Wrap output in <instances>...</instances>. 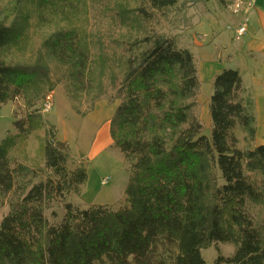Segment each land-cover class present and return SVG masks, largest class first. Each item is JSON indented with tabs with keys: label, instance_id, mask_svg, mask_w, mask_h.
I'll use <instances>...</instances> for the list:
<instances>
[{
	"label": "trees",
	"instance_id": "obj_1",
	"mask_svg": "<svg viewBox=\"0 0 264 264\" xmlns=\"http://www.w3.org/2000/svg\"><path fill=\"white\" fill-rule=\"evenodd\" d=\"M202 1L0 6V108L21 100L19 134L45 133L43 168L13 165L15 137L0 143V198L9 206L0 264H206L202 250L216 243L234 247L226 264H264V145L256 144L255 103L241 73L224 69L213 81L205 135L194 56L160 31L175 23L173 12L182 16ZM57 87L81 117L101 101H118L110 136L129 164L118 206L82 209L70 201L83 194L88 161L58 139L39 108ZM56 204L63 211L57 224L46 214Z\"/></svg>",
	"mask_w": 264,
	"mask_h": 264
},
{
	"label": "rangeland",
	"instance_id": "obj_2",
	"mask_svg": "<svg viewBox=\"0 0 264 264\" xmlns=\"http://www.w3.org/2000/svg\"><path fill=\"white\" fill-rule=\"evenodd\" d=\"M12 0H0V6L5 7ZM208 1V0H207ZM207 1L199 2L198 4ZM232 0H215L209 4L208 9L213 8L229 9ZM198 4L192 6L196 7ZM206 6V5H205ZM201 7V6H200ZM198 8V6H197ZM188 9L182 16L176 15L174 12L171 19H175V23L165 21L160 27V31L165 34L177 36L180 38L184 21L187 18ZM176 15V16H175ZM185 26V25H184ZM195 59V58H194ZM202 88V86H201ZM213 88V86H212ZM52 108L49 111H44L45 101L39 108L58 129V139L67 141L72 148V152L76 157L85 156L88 161V181L84 188L81 197L73 196L70 201L78 204L82 209L90 205H112L118 206L124 195V191L128 182L129 164L125 162L122 153L113 145L109 119L115 113L117 103L109 104L107 101H101L96 105L95 110L86 117L77 115L71 107V101L66 97L62 87H57L52 92ZM201 118L205 124L204 134H211V117L208 123L204 118L205 108L207 107L210 116V98L207 92L201 91ZM208 97V98H207ZM207 98V99H206ZM85 102V101H84ZM42 107V108H41ZM87 107L86 102L82 109ZM106 113L108 121L101 123V128L98 126V115L95 118L97 111ZM26 119V108L21 100L8 102L0 108V143L8 136L15 137L16 145L10 151V159L13 165L23 163L32 167H44V158L42 154V143L44 141V130H37L29 135H20L14 122ZM101 132V136H99ZM240 136V147H244L243 135ZM97 144H96V141ZM96 148L102 149L101 153L96 154ZM57 213V218L52 216L53 212ZM9 212V206L3 199L0 198V224ZM50 223H60L63 220V211L59 204H56L52 210L46 212ZM234 253V247L229 243H216L209 249L202 250V255L206 264H226Z\"/></svg>",
	"mask_w": 264,
	"mask_h": 264
},
{
	"label": "crops",
	"instance_id": "obj_3",
	"mask_svg": "<svg viewBox=\"0 0 264 264\" xmlns=\"http://www.w3.org/2000/svg\"><path fill=\"white\" fill-rule=\"evenodd\" d=\"M212 2L215 0L190 8L179 45L192 52L202 81L201 91H206L209 98L214 91L213 81L221 71L234 69L241 73L245 96L255 103L256 144L264 145V0L257 1L248 33L239 39L234 31L239 18L231 13L230 6L210 11L207 6ZM204 118L210 122L207 107Z\"/></svg>",
	"mask_w": 264,
	"mask_h": 264
},
{
	"label": "built area",
	"instance_id": "obj_4",
	"mask_svg": "<svg viewBox=\"0 0 264 264\" xmlns=\"http://www.w3.org/2000/svg\"><path fill=\"white\" fill-rule=\"evenodd\" d=\"M258 0H234L230 6L231 13L239 18L235 31L237 39L242 38L248 33L251 25V14L256 9ZM52 108V97L49 96L44 104V111Z\"/></svg>",
	"mask_w": 264,
	"mask_h": 264
},
{
	"label": "bare ground",
	"instance_id": "obj_5",
	"mask_svg": "<svg viewBox=\"0 0 264 264\" xmlns=\"http://www.w3.org/2000/svg\"><path fill=\"white\" fill-rule=\"evenodd\" d=\"M99 110L95 113V118L97 117V115H98V121H99V123H98V126H100V128H101V123H103L104 121H108L107 120V117H106V113H104V112H102V113H100V115H99ZM110 120V119H109ZM101 124V125H100ZM101 130H102V128H101ZM99 136H101V132H99ZM95 141H96V139H95ZM96 144H97V141H96ZM101 151H102V149H98L97 150V148H96V154L97 153H101Z\"/></svg>",
	"mask_w": 264,
	"mask_h": 264
}]
</instances>
